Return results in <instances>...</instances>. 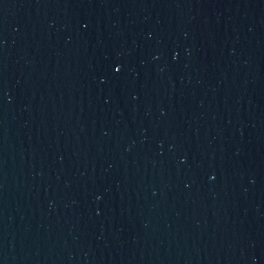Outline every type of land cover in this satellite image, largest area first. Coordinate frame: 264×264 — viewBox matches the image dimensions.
Returning <instances> with one entry per match:
<instances>
[{"label": "water", "instance_id": "obj_1", "mask_svg": "<svg viewBox=\"0 0 264 264\" xmlns=\"http://www.w3.org/2000/svg\"><path fill=\"white\" fill-rule=\"evenodd\" d=\"M0 264H264V0H0Z\"/></svg>", "mask_w": 264, "mask_h": 264}]
</instances>
